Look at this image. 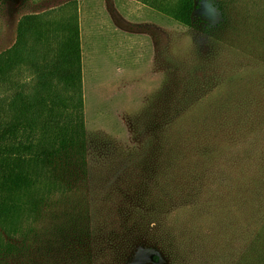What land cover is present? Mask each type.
<instances>
[{
    "label": "rangeland",
    "instance_id": "374dc122",
    "mask_svg": "<svg viewBox=\"0 0 264 264\" xmlns=\"http://www.w3.org/2000/svg\"><path fill=\"white\" fill-rule=\"evenodd\" d=\"M179 2L0 0V55L25 17L42 24L25 47L42 65L77 29L86 135L0 227V264H256L264 0H195L190 27L170 16ZM10 75L4 103L36 79L27 64Z\"/></svg>",
    "mask_w": 264,
    "mask_h": 264
},
{
    "label": "trees",
    "instance_id": "16d2710c",
    "mask_svg": "<svg viewBox=\"0 0 264 264\" xmlns=\"http://www.w3.org/2000/svg\"><path fill=\"white\" fill-rule=\"evenodd\" d=\"M195 0H180L170 9L172 20L184 27L192 24ZM42 24L25 17L19 26L17 43L0 55V84L9 81L19 65L35 72L34 85L16 87L6 103L0 99V227L17 215L31 211L47 192L54 164L71 148L85 145V114L81 72V44L77 29L62 27L67 36L55 49L50 64L42 65L25 54L31 34L40 41ZM30 32V33H29ZM28 93V94H26ZM52 187H48L51 191ZM263 246V247H262ZM256 264H264V237L249 254Z\"/></svg>",
    "mask_w": 264,
    "mask_h": 264
},
{
    "label": "clouds",
    "instance_id": "9594fccd",
    "mask_svg": "<svg viewBox=\"0 0 264 264\" xmlns=\"http://www.w3.org/2000/svg\"><path fill=\"white\" fill-rule=\"evenodd\" d=\"M34 80V76L33 75H28L27 73H25L21 80H20V83L21 84H24V85H32V82ZM28 94V93H26Z\"/></svg>",
    "mask_w": 264,
    "mask_h": 264
}]
</instances>
